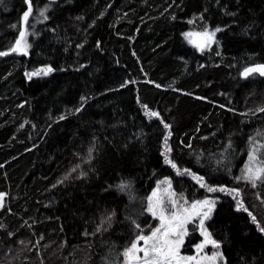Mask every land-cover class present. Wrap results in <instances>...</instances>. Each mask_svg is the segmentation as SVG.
<instances>
[{
  "label": "trees",
  "instance_id": "obj_1",
  "mask_svg": "<svg viewBox=\"0 0 264 264\" xmlns=\"http://www.w3.org/2000/svg\"><path fill=\"white\" fill-rule=\"evenodd\" d=\"M0 52V264H126L166 180L215 201L220 264H264V0H0Z\"/></svg>",
  "mask_w": 264,
  "mask_h": 264
},
{
  "label": "snow or ice",
  "instance_id": "obj_2",
  "mask_svg": "<svg viewBox=\"0 0 264 264\" xmlns=\"http://www.w3.org/2000/svg\"><path fill=\"white\" fill-rule=\"evenodd\" d=\"M31 9L29 8V11ZM41 15L44 13L41 12ZM28 13H25L24 19L27 21ZM219 31V29H217ZM189 36L193 35L192 33L188 34ZM207 37L208 41H211V36H208L207 33L201 34ZM21 39L24 37V33H20ZM21 50L20 41L16 42V48L13 51ZM0 55H7L5 52H0ZM51 69H48L50 71ZM44 71V70H41ZM252 71H259L261 75H264V66H259L257 69H246L245 75ZM36 73H33L35 75ZM264 111V109H262ZM152 115H156V113H152ZM167 127V125H166ZM255 152V150H253ZM89 154H91V150H89ZM255 160V155L250 156L249 161L250 165L246 167L245 172L247 175L243 176L244 179L253 182V186H255V181L261 178V174L264 173V161L261 162L260 166H258L255 170L251 167V163ZM172 165V167H176V165L172 161H167ZM178 174H179V170ZM185 171H187L185 169ZM162 184H167L170 188V181H161ZM203 186V185H201ZM127 185H121V188H125ZM210 191L214 189H209ZM167 191V189H166ZM156 196V193H153V197ZM174 196L173 193H169V202L175 207L177 205V201L172 198ZM0 200H2V194H0ZM207 201H196L191 205V209L184 208L183 214L180 212H173L171 215H165V208L163 207V201L161 199H157L153 201L150 205L149 211H152L153 215H157L156 209H159V220L160 227L155 229L150 236L139 237V241H143V246H138L139 241L133 243L131 247L124 253L125 256L129 257L133 260H140L142 264H176L178 260H193L194 257H179V245L183 243V237L187 234V231L184 225L191 218V215L198 214V208L207 204ZM204 217L206 218L208 213L205 212ZM255 219V218H253ZM201 227L203 226V220L200 221ZM215 247H219L215 241H212ZM138 253H142V256H138ZM219 254H212L210 257H204L205 260L215 261Z\"/></svg>",
  "mask_w": 264,
  "mask_h": 264
},
{
  "label": "rangeland",
  "instance_id": "obj_3",
  "mask_svg": "<svg viewBox=\"0 0 264 264\" xmlns=\"http://www.w3.org/2000/svg\"><path fill=\"white\" fill-rule=\"evenodd\" d=\"M207 33L208 36H211V41H208L207 37L201 35ZM27 36L28 33L26 32ZM193 35L189 36L187 34V38L192 42L195 38H199V37H205L207 40V48H210V46L212 45V43L214 42V38L216 36V32H203V33H199V32H192ZM20 47L21 50L26 51L30 48V45L27 44V42H25V39L23 37V39L20 40ZM250 165V164H249ZM248 165V166H249ZM251 167L253 169H256L255 165ZM167 181V180H166ZM167 189V191H166ZM156 193V196L153 197V194L151 195L150 198V203H149V208L150 205L153 201L157 200V199H161L163 201V207L165 208V215L169 216L171 215L173 212H180L181 214H183V209L184 208H189L191 209V205L189 206L188 204L185 203V201H182L180 199H177L174 192L171 191V189L169 188V186L167 184H161L160 187H157L154 191ZM153 192V193H154ZM169 193H173L174 196H172L173 199H175L177 201V205L175 207H173L170 202H169ZM4 195H2V200H0V206H2L3 201H4ZM201 201H207L208 203L203 205L202 207L198 208V214H193L191 215V218L188 220V224L186 223L184 225L187 234L183 237V243L179 245V251H178V256L179 257H194L195 259L193 260H178L176 262V264H220V260L222 258V254L220 252V248L215 247L212 243V238L209 235L208 232V228H207V221L210 220V218L212 217L214 210L216 208V203L213 199H205V200H201ZM214 208V209H213ZM211 209V210H210ZM152 213V211H150ZM157 215H155V217L159 220V209H156ZM207 212L208 215L205 218L204 217V213ZM153 214V213H152ZM203 220V226L201 227L200 225V221ZM160 222V220H159ZM193 225L194 228H196L197 232L201 235V237L203 238V242L200 243L194 250V254L191 256H186L181 254V249L184 245V243L187 240V237L190 234V229L189 226ZM160 227V226H159ZM139 241V239L137 240V242ZM138 246H143V241H139V245ZM212 254H219L217 256V259L215 261L212 260H205L204 257L206 256H211ZM138 256H142V253H138ZM126 264H142V261L140 260H133L130 259L129 257L126 256Z\"/></svg>",
  "mask_w": 264,
  "mask_h": 264
},
{
  "label": "water",
  "instance_id": "obj_4",
  "mask_svg": "<svg viewBox=\"0 0 264 264\" xmlns=\"http://www.w3.org/2000/svg\"><path fill=\"white\" fill-rule=\"evenodd\" d=\"M42 1H46V2H52V1H58V0H42ZM193 45L196 46L197 48H199L200 50H203L207 47V40L205 37H199V38H195L193 41H192ZM259 67V66H258ZM258 67H253L251 69H257ZM258 73L260 74L259 71H252L250 73H248L247 75L251 74V73ZM245 75V72H244V76H247ZM261 75V74H260ZM264 77V75H261Z\"/></svg>",
  "mask_w": 264,
  "mask_h": 264
},
{
  "label": "bare ground",
  "instance_id": "obj_5",
  "mask_svg": "<svg viewBox=\"0 0 264 264\" xmlns=\"http://www.w3.org/2000/svg\"><path fill=\"white\" fill-rule=\"evenodd\" d=\"M39 11V10H38ZM37 15V14H36ZM35 18H37V17H35ZM36 20V19H35ZM11 52V51H10ZM25 77V76H24ZM26 78V77H25ZM243 186H245V185H243ZM248 186V185H247ZM187 187V186H186ZM185 187V188H186ZM253 187V186H252ZM241 188V187H240ZM254 189V188H253ZM245 191H246V189H245ZM251 192V190L249 191V193ZM248 193V192H247ZM246 194V193H245ZM242 202V201H241ZM214 209V208H213ZM211 210V209H210ZM188 224V223H187Z\"/></svg>",
  "mask_w": 264,
  "mask_h": 264
}]
</instances>
